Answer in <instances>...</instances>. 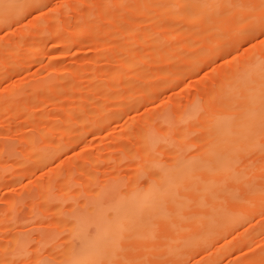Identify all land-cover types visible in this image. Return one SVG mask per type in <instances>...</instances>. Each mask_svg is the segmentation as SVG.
Returning <instances> with one entry per match:
<instances>
[{
    "label": "rangeland",
    "instance_id": "1",
    "mask_svg": "<svg viewBox=\"0 0 264 264\" xmlns=\"http://www.w3.org/2000/svg\"><path fill=\"white\" fill-rule=\"evenodd\" d=\"M4 3L13 7H0V264L17 232L28 248L12 264H63L71 242L120 214L116 193L202 154L218 115L238 111L222 105L227 89L264 75V0ZM248 126L258 146L238 166L251 172L225 188L243 200L223 197L200 222L159 231L132 256L264 264L261 109ZM167 240L176 254L151 251Z\"/></svg>",
    "mask_w": 264,
    "mask_h": 264
},
{
    "label": "bare ground",
    "instance_id": "2",
    "mask_svg": "<svg viewBox=\"0 0 264 264\" xmlns=\"http://www.w3.org/2000/svg\"><path fill=\"white\" fill-rule=\"evenodd\" d=\"M63 41L64 39L59 42L60 45ZM250 78L247 75L243 80L247 83L245 86L241 85L242 89L241 86L240 89L231 85V88L228 87L231 90L227 89L222 105L238 108L239 112H235L234 117L225 119H221L223 114L218 115L213 137L203 143L202 154L177 157L172 169L143 185H132L126 191L116 193L113 196L114 207L120 209V214L102 222L93 234H86L80 245L71 242L68 246L70 256L63 264H146V253L134 257L130 254L133 247L149 246L151 239L159 231L180 227L189 221L200 222V215L212 213L211 206L216 207L223 197L232 196L241 202V196L225 188L229 181L237 182L251 172V167L238 166V157L258 146L253 139L255 131L249 128L248 123L257 116V110L264 112V107H259L264 104V75L261 79L256 78L258 81ZM238 83L240 84L239 80ZM238 93L242 97L237 96ZM233 102L240 103L234 105ZM104 191L101 187L97 196H104ZM49 196L48 193L46 199ZM193 208L196 209V214L191 211ZM224 213L229 216L234 211ZM237 218L235 215L229 220V224L234 223ZM195 236L197 234L194 232H187L183 237ZM12 240L6 246L8 256L2 258L5 262L9 259L8 264L24 256L28 248V237L25 233L17 232ZM46 243V240L41 241L39 247ZM152 246L154 247L151 251L157 254V250L169 256L176 254V245L169 240ZM262 254L258 252L260 259H264ZM257 257L255 256L256 259ZM168 259L159 263L167 262ZM37 263L54 264L45 261L43 256H38Z\"/></svg>",
    "mask_w": 264,
    "mask_h": 264
},
{
    "label": "snow or ice",
    "instance_id": "3",
    "mask_svg": "<svg viewBox=\"0 0 264 264\" xmlns=\"http://www.w3.org/2000/svg\"><path fill=\"white\" fill-rule=\"evenodd\" d=\"M0 7H3L5 11H7L9 8L13 7V5L4 3L3 5H0ZM261 43L264 44V41H261ZM5 264H7V262H5Z\"/></svg>",
    "mask_w": 264,
    "mask_h": 264
}]
</instances>
